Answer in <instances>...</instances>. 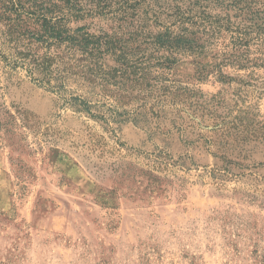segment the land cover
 Wrapping results in <instances>:
<instances>
[{
  "label": "rangeland",
  "instance_id": "rangeland-1",
  "mask_svg": "<svg viewBox=\"0 0 264 264\" xmlns=\"http://www.w3.org/2000/svg\"><path fill=\"white\" fill-rule=\"evenodd\" d=\"M51 1L45 78L0 36V264H264V0Z\"/></svg>",
  "mask_w": 264,
  "mask_h": 264
},
{
  "label": "trees",
  "instance_id": "trees-1",
  "mask_svg": "<svg viewBox=\"0 0 264 264\" xmlns=\"http://www.w3.org/2000/svg\"><path fill=\"white\" fill-rule=\"evenodd\" d=\"M63 2L66 5V1L63 0ZM56 6L58 5L51 0H0V36L11 45L9 50L11 56L14 57V63L19 61L26 65L31 77L41 74L45 78L49 66L53 63L54 57H50L45 51L39 54V49L49 50L54 45L60 47L62 43L71 40L70 43L75 48L76 42L67 31L64 18L61 19L52 11ZM67 14L70 18L71 13ZM246 19L252 23L250 25L256 26L259 23L264 25V17L250 16ZM122 98L128 99L130 96ZM5 114L6 122L14 119L13 114L9 111H5ZM6 122L1 123L0 121V131H2L1 128H4L5 131L9 130L4 125ZM142 173L155 182L153 189L158 191L160 188L157 186L158 179L154 175H150L149 170Z\"/></svg>",
  "mask_w": 264,
  "mask_h": 264
}]
</instances>
